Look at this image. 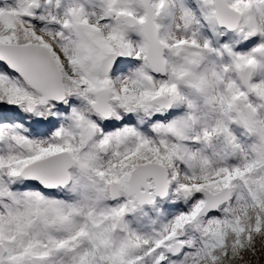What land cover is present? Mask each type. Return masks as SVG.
I'll return each mask as SVG.
<instances>
[{
    "label": "snow or ice",
    "instance_id": "obj_1",
    "mask_svg": "<svg viewBox=\"0 0 264 264\" xmlns=\"http://www.w3.org/2000/svg\"><path fill=\"white\" fill-rule=\"evenodd\" d=\"M0 264H264V0H0Z\"/></svg>",
    "mask_w": 264,
    "mask_h": 264
}]
</instances>
